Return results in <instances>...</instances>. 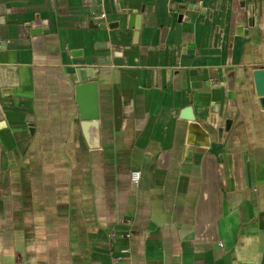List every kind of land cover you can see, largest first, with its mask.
Here are the masks:
<instances>
[{
  "label": "crops",
  "instance_id": "obj_1",
  "mask_svg": "<svg viewBox=\"0 0 264 264\" xmlns=\"http://www.w3.org/2000/svg\"><path fill=\"white\" fill-rule=\"evenodd\" d=\"M258 69L264 0H0V264H264Z\"/></svg>",
  "mask_w": 264,
  "mask_h": 264
},
{
  "label": "water",
  "instance_id": "obj_2",
  "mask_svg": "<svg viewBox=\"0 0 264 264\" xmlns=\"http://www.w3.org/2000/svg\"><path fill=\"white\" fill-rule=\"evenodd\" d=\"M255 79L256 94L259 97L264 96V69H258L253 73ZM190 131H198L199 133L204 132V130L196 123H191L189 126ZM201 131V132H200ZM202 134V133H201Z\"/></svg>",
  "mask_w": 264,
  "mask_h": 264
},
{
  "label": "built area",
  "instance_id": "obj_3",
  "mask_svg": "<svg viewBox=\"0 0 264 264\" xmlns=\"http://www.w3.org/2000/svg\"><path fill=\"white\" fill-rule=\"evenodd\" d=\"M103 16V15H102ZM101 18H104V16ZM139 179H140V173L139 171H132L130 173V180L134 185H137L139 183Z\"/></svg>",
  "mask_w": 264,
  "mask_h": 264
}]
</instances>
